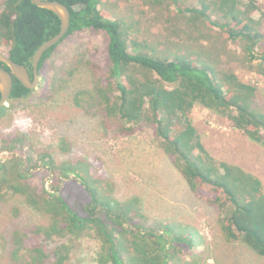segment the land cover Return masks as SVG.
I'll use <instances>...</instances> for the list:
<instances>
[{
    "label": "trees",
    "instance_id": "16d2710c",
    "mask_svg": "<svg viewBox=\"0 0 264 264\" xmlns=\"http://www.w3.org/2000/svg\"><path fill=\"white\" fill-rule=\"evenodd\" d=\"M49 1H58L70 10L71 26L66 37L87 30L103 32L108 37L106 74L102 78L94 67L97 85L93 92L81 90L74 94L76 107L88 111L93 118L100 116L109 129L115 124L122 135H128L142 123L151 125L161 149L173 158V164L192 191L223 215L219 225L225 240L241 242L264 257L262 181L238 166L224 162L217 166L199 142L190 117L194 106L200 104L232 121L235 128L264 147V111L254 106L256 88L243 82L233 70L224 78H218L213 68L198 64L200 54L193 55L195 57L191 59L188 55L170 59L130 50V45L136 44L134 31L123 20L105 18L101 9L105 0ZM200 3L202 8H189L194 16L188 22L199 28L200 21L198 32L205 29L203 25L217 27L230 41L240 42L241 62L264 76V29L261 30L252 17L255 4L245 5L240 0H200ZM0 7V49H7L4 52L14 62L31 70L37 49L59 33L60 19L53 12L35 6L31 0H4ZM209 10L220 21H213L207 13ZM179 14L184 17V11ZM203 38L200 35V43ZM58 45L44 54L40 71ZM259 47L262 49L260 53L256 51ZM0 67L9 70L1 62ZM32 93L33 90L14 79L9 100H27ZM83 96H88L93 105L83 106ZM6 112L7 108L1 109L0 117ZM112 120L118 122L110 124ZM22 136L8 138L0 133V142L4 143L5 149L6 142L27 141ZM60 146L68 150L70 144L64 141ZM46 158H49L52 169L72 171L81 177L91 202L74 208L52 193L44 192L38 196L23 183L25 176L15 159L0 162V199L7 195L23 196L45 221L28 231L41 234L49 242L55 238L68 241L56 246L57 264H64L73 249L72 243L85 237L98 245L93 264H172V252L178 243L188 241L192 245L190 238L185 240L170 235L169 226L162 233L153 229L143 231L135 224L126 228L128 222L141 215L131 205L136 204L137 199L122 203L104 198L108 196H101L92 187L94 180L85 177L83 163L56 164L48 152L42 155L41 160ZM27 235L20 228L6 234L0 225V240L4 237V247L10 244L13 247L14 264H49L50 254L46 246L26 244ZM21 254L25 257H20Z\"/></svg>",
    "mask_w": 264,
    "mask_h": 264
},
{
    "label": "rangeland",
    "instance_id": "374dc122",
    "mask_svg": "<svg viewBox=\"0 0 264 264\" xmlns=\"http://www.w3.org/2000/svg\"><path fill=\"white\" fill-rule=\"evenodd\" d=\"M240 1L255 4L252 17L263 30L264 0ZM3 3L0 0V6ZM189 8H202V4L200 0H105L101 6L106 19L123 20L134 31L136 44L130 45V50L170 59L186 55L191 59L200 54L198 64L213 68L218 78L233 70L243 82L254 86V106L264 111V76L241 62L240 42L230 41L217 27L203 25L205 29L198 32L200 21L199 28L188 22L194 16ZM180 11H184L182 18ZM207 13L213 21H220L211 10ZM200 35L204 36L203 45ZM107 38L105 33L92 30L66 37L44 62L40 83L32 96L7 102V112L0 117L1 136L24 135L27 141L6 142L5 149L0 142V162L15 159L25 176L23 183L38 196L49 192L74 208L91 202L83 180L72 171L52 169L49 158H41L48 152L56 164L83 163L85 177L94 180L92 187L98 194L122 203L137 199L131 205L141 215L128 222L126 228L135 224L143 231L153 229L162 233L169 226L170 235L193 241L191 246L188 241L177 244L172 264H264V257L247 245L225 240L219 225L223 215L192 191L173 158L161 149L151 125L142 123L133 132L122 135L115 124L109 129L100 116L93 118L88 111L76 107L74 94L81 90L93 92L97 85L94 67L102 78L106 74ZM256 51L260 53L262 49ZM82 100L83 106L93 105L88 96ZM190 117L199 142L217 166L222 162L238 166L264 185L262 145L245 136L232 121L200 104L194 106ZM116 122L112 120L110 124ZM64 141L70 144L68 150L60 146ZM44 223L23 196L7 195L0 199L2 230L6 234L16 228L24 230L28 233L26 244H44L50 254L48 263L57 264L56 246L68 241L55 238L49 242L41 234L28 231ZM3 240L4 237L0 240V264H14L13 247H4ZM72 244L64 264H93L96 241L85 237Z\"/></svg>",
    "mask_w": 264,
    "mask_h": 264
},
{
    "label": "water",
    "instance_id": "95a60500",
    "mask_svg": "<svg viewBox=\"0 0 264 264\" xmlns=\"http://www.w3.org/2000/svg\"><path fill=\"white\" fill-rule=\"evenodd\" d=\"M31 2L42 9L53 12L61 22V28L57 35L44 42L35 52L32 58V75L26 66L14 62L8 53L0 50V62L5 64L8 70L0 67V110L3 109L11 98L14 79H17L25 88L34 90L38 87L40 77V62L44 54L58 45L68 34L71 26V13L68 7L58 1L31 0Z\"/></svg>",
    "mask_w": 264,
    "mask_h": 264
},
{
    "label": "flooded vegetation",
    "instance_id": "af4514ba",
    "mask_svg": "<svg viewBox=\"0 0 264 264\" xmlns=\"http://www.w3.org/2000/svg\"><path fill=\"white\" fill-rule=\"evenodd\" d=\"M6 70V69H5ZM9 71V70H8ZM29 72L31 73V75H32V68H31V70H29Z\"/></svg>",
    "mask_w": 264,
    "mask_h": 264
}]
</instances>
